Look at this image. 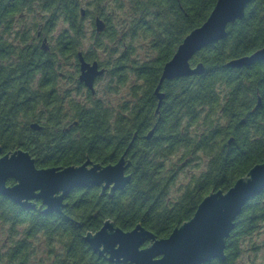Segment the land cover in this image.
<instances>
[{"label": "trees", "instance_id": "trees-1", "mask_svg": "<svg viewBox=\"0 0 264 264\" xmlns=\"http://www.w3.org/2000/svg\"><path fill=\"white\" fill-rule=\"evenodd\" d=\"M216 2L0 0V26L6 31L11 21L29 15L46 21V31L59 21L70 22L53 49L62 55L82 45L86 18L103 17L107 28L102 35L115 44L97 43L105 56L101 62L109 69L98 82L108 78V93L128 87V99L116 106L99 97L97 89L95 95L84 92L83 83L75 97L70 91L64 97L53 92L52 99L69 100V116L78 122L64 135L58 106L49 107L48 115L39 111L52 94L44 87L45 75L39 89L32 86L36 73L58 67L57 56L35 44L20 47L0 38V57L15 53L21 59L16 66L0 65L3 151L28 150L39 167L80 164L87 157L108 164L127 151V174L132 175L130 183L113 196L102 195L98 187L75 189L62 213L48 214L39 206L24 208L0 194V221L9 225L13 237L0 255V264H113L85 241L88 231H97L111 219L126 231L141 223L158 238L167 237L194 215L210 192L228 190L251 167L264 162V60L243 67L227 65L264 47V0H252L245 16L228 24L224 39L194 55L191 64L203 63V73L162 83L165 98L157 112L156 88L164 65L184 38L207 20ZM20 40L26 42L24 36ZM138 40L147 53L142 59ZM116 44L123 46L118 52ZM99 53L90 48L87 54L98 58ZM33 119L44 121L41 131L29 128ZM153 128V136L147 138ZM201 165L204 169L192 174L172 198L170 191L180 173ZM235 223L227 239L226 260L204 264H244V243L264 224V191L244 205ZM38 236L45 241L41 254L31 241ZM259 246L251 241L247 248L256 251Z\"/></svg>", "mask_w": 264, "mask_h": 264}, {"label": "water", "instance_id": "water-1", "mask_svg": "<svg viewBox=\"0 0 264 264\" xmlns=\"http://www.w3.org/2000/svg\"><path fill=\"white\" fill-rule=\"evenodd\" d=\"M252 0H217L207 20L193 29L179 45L176 53L163 68L156 94L159 98L157 112L165 98L162 83L177 77L201 74L203 63L190 64L192 57L202 48L227 36V26L245 16ZM85 13V9H81ZM105 21L96 18V30L105 29ZM45 43V42H44ZM46 48V45L43 44ZM264 60V47L253 53L231 59L230 67L249 66ZM80 80L93 92L95 80L105 69H99L95 61L90 63L80 53ZM261 104L259 98L258 106ZM39 129V123H32ZM154 128L146 135L151 138ZM2 147L0 146V153ZM127 151L115 163H95L87 158L79 165L43 167L36 165L30 152L18 148L0 156V194L24 208H35L36 200H42L44 212L62 213L68 205L65 199L76 188L101 187L103 195L113 196L132 179L126 170ZM12 178L14 184L8 185ZM264 191V162L255 164L248 173L236 180L228 190H213L199 203L194 215L175 227L169 236L158 238L141 223L131 230H124L111 219L104 221L97 231H88L84 237L92 250L106 257L113 264H204L212 259L226 260V244L235 228V221L244 205Z\"/></svg>", "mask_w": 264, "mask_h": 264}, {"label": "flooded vegetation", "instance_id": "flooded-vegetation-1", "mask_svg": "<svg viewBox=\"0 0 264 264\" xmlns=\"http://www.w3.org/2000/svg\"><path fill=\"white\" fill-rule=\"evenodd\" d=\"M85 13H86V9H85ZM85 13L84 14L81 13L82 16H84ZM97 17L102 18L106 23L105 29L101 32H98L96 30V18ZM88 18L90 19L92 29H93L92 37H91L92 40H91L90 44H87V46H85L86 31H84L85 32L84 33L85 38H84L82 45L77 46L76 51L73 52L72 54H66V55H62V53L56 52L53 49L58 46V43H57L58 39L60 38V36L63 32L68 30L67 27L71 24L70 22L59 21V22H57V24L55 26H52V28L48 31H46L44 29V25L47 22L43 21V20H40V21H35V20L29 21L26 19L13 20L9 23V29L7 31L2 26H0V38L6 40L8 43L13 44V45H20V47H27V46H31V45L35 44L36 47H38L39 49H41L45 52L49 51L52 55L57 56L56 61L54 63H56V65H58V67H55L54 69L44 70V71L41 70L38 73H36L37 77L33 81L32 86L34 88L39 89L41 87V83H40L41 77L45 75L43 80H44L46 85L44 87L47 90H50V93H52V94L50 95V99L47 102L41 103L42 107H44V108L42 110H39V111L43 115L44 114L48 115L49 114V107L58 106L60 108V111L62 112V116H63V120L61 122L60 129H61V132L63 131L64 135L71 133L73 126L77 125L78 122L76 119L71 120V117L69 116V113L71 112L70 106H69V103H70L69 100L66 98L61 99V100H56L55 98L52 99L53 92H60V95L62 97H64L63 93L70 91L73 93L74 97L77 96V94L75 92L79 90L81 83H83L80 80V74H81L80 53L83 54L86 61H88L90 63H93L96 61L98 63L99 69H102V68L105 69L104 73L101 76L97 77L95 80V89H96V84H98L99 78L104 77L107 74L109 69H108V67L104 66L103 62H101V60H103V59H101L100 56L98 58H90V57H88L87 53L89 52L90 48H94L95 50H98L100 52L99 55H102L103 53L100 51V49L97 45V43L100 41L103 44L108 45L109 47L115 44V43L114 44L110 43L111 41L107 35H102L107 28V22L103 17L96 15V16H94L93 19L91 17H88ZM88 18H86L84 20V25H85L86 20ZM58 26H61V27L58 28ZM22 36L25 37L26 42H23V43L21 42L20 39L22 38ZM102 36L105 37L108 42H103ZM43 44L46 45V48L43 47ZM120 47L123 48V46H121L120 44L115 45L117 52L120 49ZM8 56H9V58L0 57V65H7V64L13 65L14 64V66H16L21 61L18 54H16V55H15V53L8 54ZM41 61L43 63L45 62L44 60H41ZM50 63H52V61ZM190 64H191V60H190ZM192 66H196V65H192ZM190 76H192V75H190ZM177 78H179V77H177ZM82 88H83L84 92H86V90L91 91L84 83H83ZM93 94L95 95L96 92ZM83 97H78V98H83ZM35 122L40 124L41 127L39 129L32 128L31 124L35 123ZM43 123H44V121L42 119H38V120L33 119L29 123V128L32 129L33 131H41L43 128ZM57 129H59V128H57ZM16 149H18V148L11 149L8 151H3V149H1L0 156H3L5 153H7L9 151H14ZM21 149H23V148H21ZM23 150H25V149H23ZM25 151H28V150H25ZM31 156L35 159V157L32 154H31ZM87 158H90V157H87ZM126 159L128 160L127 157H126ZM91 160H93V159H91ZM35 161H36V159H35ZM117 161H118V159L114 162H111V163H115ZM94 162L95 163H101V162H96V161H94ZM102 164H106V163H102ZM70 165H73V164H70ZM75 165H79V164H75ZM66 166H68V165H66ZM37 167H39V166H37ZM43 167H47V166H42L39 168H43ZM48 167H65V166L57 165V166H48ZM126 172H127V170H126ZM14 182H15L14 179L10 178L7 181V184L12 185V184H14ZM93 187H96V186H93ZM85 188H91V187H85ZM98 188L101 191V187H98ZM76 189H78V188H76ZM107 193L109 194V191H107ZM69 196L65 199V202L68 204H69V202H68ZM34 201L36 202V207L39 206V208H42V210L44 212V208L46 206L42 204V200L34 199ZM64 209H63V211H64Z\"/></svg>", "mask_w": 264, "mask_h": 264}, {"label": "rangeland", "instance_id": "rangeland-1", "mask_svg": "<svg viewBox=\"0 0 264 264\" xmlns=\"http://www.w3.org/2000/svg\"><path fill=\"white\" fill-rule=\"evenodd\" d=\"M122 14V11H119V15ZM127 14V11L125 12ZM26 20L29 21H40V19L34 17L33 15H29L25 18ZM85 31H86V40H85V46L87 44H90L92 40V25L90 22V19L88 18L85 23ZM61 26H58L60 28ZM102 41L103 42H108L105 37L102 36ZM140 45L139 49V55L142 58H144L147 53L146 49L144 47L141 48V40H138L137 42ZM101 59H105V56L102 54L100 55ZM107 80L108 78L102 79L98 84H96V89L98 90V96L106 99L109 101L111 104L114 106L118 105L120 102H123L128 99V87L122 88L118 93H108L106 92L107 90ZM204 169V165H201L199 168L197 167H187L185 168L184 172L180 173L178 176L176 183L174 186L171 188L170 191V196L172 198L176 197L179 195L180 189L184 187L188 181L190 180V177L192 174H197L201 170ZM16 238H18L16 236ZM42 236L34 237L31 241L33 244L38 245L39 247V253L41 254L42 251L44 250V243L45 241L42 239ZM13 240V237L10 233L9 230V225L4 224L0 221V255H4L7 248H9L11 242ZM247 241L244 243V249L245 251L242 253V262L244 264H264V224L260 228V230L255 233L253 236L249 237L246 239ZM251 241H254L257 244H260L259 248L256 251H250L248 248L250 247ZM248 246V248H247Z\"/></svg>", "mask_w": 264, "mask_h": 264}]
</instances>
